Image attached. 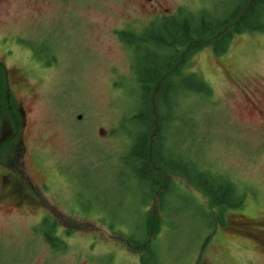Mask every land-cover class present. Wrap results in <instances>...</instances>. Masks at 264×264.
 Listing matches in <instances>:
<instances>
[{
	"label": "rangeland",
	"instance_id": "rangeland-1",
	"mask_svg": "<svg viewBox=\"0 0 264 264\" xmlns=\"http://www.w3.org/2000/svg\"><path fill=\"white\" fill-rule=\"evenodd\" d=\"M230 1L163 0V13H220ZM151 20L141 0H0L2 74L25 112L19 167L0 153L10 179L8 191L0 184V264H264L236 226L264 217V31L235 35L223 54L205 47L191 56L184 71L210 95L180 93L156 140L163 159H194L244 193L242 209L209 228L202 193L154 167L176 192L160 204L149 190L155 177L144 179L133 155L148 129L132 121L145 108L118 33ZM146 240L151 252L142 254L135 245Z\"/></svg>",
	"mask_w": 264,
	"mask_h": 264
},
{
	"label": "trees",
	"instance_id": "trees-1",
	"mask_svg": "<svg viewBox=\"0 0 264 264\" xmlns=\"http://www.w3.org/2000/svg\"><path fill=\"white\" fill-rule=\"evenodd\" d=\"M214 11L182 14L178 9L172 16L150 22L141 32L127 30L118 33L120 42L132 50L137 66L136 88L139 91L138 99L145 111L133 116L132 121H140L138 123L144 125L148 131L140 144L135 146L133 155L141 161V169L146 170L147 177L144 179L151 180L155 177L152 188L149 187L151 195L153 192L160 194L161 204L164 196L175 192L168 184H162V178L154 172V167L183 178L190 187L202 193L207 199L208 209L198 206L197 208L204 219H210L207 225L209 228L226 225L225 214L242 209L244 193L225 177L201 169L194 159L186 157L184 161L178 163L173 160L170 163L163 159L158 151L160 144L156 140L161 137L160 132L174 121L171 113L176 107V98L180 93L210 95L209 88L196 74L184 71L191 56L205 47H209L216 55L223 54L235 35L264 31V0H231L220 7V13ZM2 67L0 65V153L2 159H10L7 166L15 170L25 152L24 139L21 135L23 120L19 110L13 105L7 74L5 73L4 78ZM155 92H158L157 104L153 103ZM151 108L155 123L154 147L148 146L151 138ZM191 108L187 107L185 111ZM150 218L148 216L146 218V229L152 233L151 238L154 240L153 222L148 223ZM148 224H151L150 228ZM209 235L210 233H207L203 238L201 248ZM136 246L140 248L142 254L151 252L148 240L138 241Z\"/></svg>",
	"mask_w": 264,
	"mask_h": 264
},
{
	"label": "flooded vegetation",
	"instance_id": "flooded-vegetation-1",
	"mask_svg": "<svg viewBox=\"0 0 264 264\" xmlns=\"http://www.w3.org/2000/svg\"><path fill=\"white\" fill-rule=\"evenodd\" d=\"M141 2L144 3L145 7L148 9V12L151 14V18H152L151 22L166 17L163 13L166 10L163 7V0H141ZM121 30L127 31L130 30V28H122ZM18 110L21 118L24 117L25 112L21 106L18 108ZM22 126L24 127V125ZM8 181H10L9 177L4 176L0 172V184L2 185V188L5 191L6 190L8 191ZM236 226L238 227L239 231L243 232L244 239H246V241H248L250 245H252V248L257 249L259 252L264 254V217H260L258 219L248 218L244 221H241V223L236 222ZM249 263L252 264V262L250 261Z\"/></svg>",
	"mask_w": 264,
	"mask_h": 264
}]
</instances>
